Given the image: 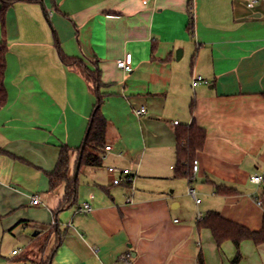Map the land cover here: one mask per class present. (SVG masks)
<instances>
[{"label": "crops", "instance_id": "obj_1", "mask_svg": "<svg viewBox=\"0 0 264 264\" xmlns=\"http://www.w3.org/2000/svg\"><path fill=\"white\" fill-rule=\"evenodd\" d=\"M192 1L193 35L190 0H10L0 19V264H232L234 242L219 245L199 216L262 227L264 184L250 177L264 173V0ZM61 51L99 73L112 146L102 165L80 166L68 204L67 182L51 189L49 173L66 145L74 178L97 94ZM127 52L129 71L117 64ZM195 74L205 81L194 86ZM193 120L206 139L191 184L177 175L176 129ZM111 165L132 180L114 184ZM239 251L237 264H264V242L245 239Z\"/></svg>", "mask_w": 264, "mask_h": 264}, {"label": "trees", "instance_id": "obj_2", "mask_svg": "<svg viewBox=\"0 0 264 264\" xmlns=\"http://www.w3.org/2000/svg\"><path fill=\"white\" fill-rule=\"evenodd\" d=\"M10 0H1L0 19L5 25V12ZM193 1L190 0L189 13L190 19L188 23V30L191 35L194 34V15H193ZM8 44L6 39L0 40V106L4 105L8 99V91L5 83L6 71V53ZM61 57L66 63H79L81 72L92 82L94 91L97 94V102L91 117V128L88 134L86 145L82 153L81 165L100 166L103 162V153L106 146V129L107 119L104 116L101 106L103 103V94L100 92V76L97 71L89 69L82 61L71 58L61 51ZM194 108V106H192ZM177 134V175L187 177L192 184L195 175L193 170V163L196 159L197 153L202 150L205 139L206 130L193 120L190 124L179 125L176 129ZM81 149V147H80ZM70 153L69 147L63 146L60 158L56 168L49 173L50 187L54 189L63 181L67 182V192L64 200L65 204L74 202L77 197V182L74 178L69 177ZM218 191L223 194H230L237 192L234 188L225 186H218ZM261 205L264 208V192L260 196ZM200 226L208 227L217 243L220 245L223 241L230 239L238 248V252L232 261V264H237L241 259L239 251L240 244L245 239H252L256 244L264 242V219L263 225L259 230H252L236 221H233L219 211H210L207 216L199 221ZM49 259L44 264H48Z\"/></svg>", "mask_w": 264, "mask_h": 264}, {"label": "built area", "instance_id": "obj_3", "mask_svg": "<svg viewBox=\"0 0 264 264\" xmlns=\"http://www.w3.org/2000/svg\"><path fill=\"white\" fill-rule=\"evenodd\" d=\"M256 1L258 0H249L248 2V6L252 7L255 5ZM117 64L120 68H122L125 71H129L132 69L133 66V54L131 52H127L123 57L117 59ZM205 81V78L203 75L201 74H195L192 77V84L195 86L198 83ZM147 112L146 107L142 106L139 109H136V113L138 115H143ZM176 124L178 123V121H174ZM112 149L111 145H106L105 147V151H109ZM103 157H104V153H103ZM199 169V163L198 160L195 159L194 163H193V170L194 172H197ZM108 171L113 175L112 178V182L114 184H120L124 179L127 181H131L132 178L128 175L130 174V169L129 168H121L115 165H111L108 166ZM128 175V176H125ZM250 180L258 185L264 184V173L263 174H253L250 177ZM191 192L195 195V190L191 189ZM132 197L128 196L127 197V201H131ZM197 201H200V199H197ZM33 204H40V197L38 194L33 195L32 197V201ZM261 204V201H258ZM80 211L83 212H90L92 210V206L91 203L89 201H85L83 202V204L81 205V207L79 208ZM200 219H203V216H199ZM178 221V219L176 220ZM19 252V249L14 250V253Z\"/></svg>", "mask_w": 264, "mask_h": 264}, {"label": "water", "instance_id": "obj_4", "mask_svg": "<svg viewBox=\"0 0 264 264\" xmlns=\"http://www.w3.org/2000/svg\"><path fill=\"white\" fill-rule=\"evenodd\" d=\"M91 124L92 123L90 121V124L88 126L87 132H86L84 140H83V143L81 145V149H80V153H79V157H78V161H77V165H76V171H75V174H74V179H77V177H78V172H79V169H80V166H81L82 153H83L85 145H86V140H87L88 134L90 132Z\"/></svg>", "mask_w": 264, "mask_h": 264}]
</instances>
